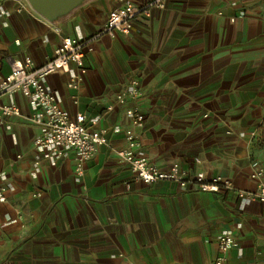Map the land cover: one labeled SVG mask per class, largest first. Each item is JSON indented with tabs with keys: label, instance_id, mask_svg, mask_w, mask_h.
I'll return each mask as SVG.
<instances>
[{
	"label": "crops",
	"instance_id": "1",
	"mask_svg": "<svg viewBox=\"0 0 264 264\" xmlns=\"http://www.w3.org/2000/svg\"><path fill=\"white\" fill-rule=\"evenodd\" d=\"M143 4L149 0H132ZM121 0H96L55 26L26 0H0V75L12 61L36 66L64 37L98 33ZM264 0H167L129 33L103 35L86 52L88 72L69 83L73 62L46 78L62 108L104 129L107 145L76 172L72 150L38 151V107L21 93L5 95L19 115L0 129V264H212L223 234L236 237L228 264H264V204L242 200L255 190V161L264 160ZM138 79L143 95L117 96ZM76 101V102H75ZM145 115L142 150L161 170L175 162L189 180L229 178L234 189L203 191L195 182L147 184L120 162L126 114ZM39 164H36V162Z\"/></svg>",
	"mask_w": 264,
	"mask_h": 264
},
{
	"label": "built area",
	"instance_id": "2",
	"mask_svg": "<svg viewBox=\"0 0 264 264\" xmlns=\"http://www.w3.org/2000/svg\"><path fill=\"white\" fill-rule=\"evenodd\" d=\"M122 5L113 9L102 29L87 39L64 37L55 48L53 57L44 64L36 66L31 59L13 60L11 70L6 75H0V129L4 120L12 115H19L20 110L14 104H3L1 98L5 95L18 93L31 98L38 107L30 120L42 128L41 134L35 138L34 147L38 151H48L63 156L67 150L76 154V172L82 175L84 165L98 151L107 145L105 130H93L95 121L87 122L84 115L73 118L69 111L62 108L57 96L48 89L45 80L49 76L65 70L73 62L78 73L73 76L69 87L78 88V80L88 72L85 65V55L90 51L91 44L103 35L115 36L117 33H129L137 16L149 17L154 8H164L167 0H149L143 4H135L132 0H121ZM264 17V9H263ZM143 95L138 79H133L129 89L117 96L120 104H128ZM76 102V101H75ZM126 114L130 119L125 129V145L116 149L121 163L127 165L136 178L147 184L161 181L177 182L183 188L195 182L203 191L218 192L222 189H234L233 182L226 177L216 176L207 179L203 173L189 180L187 173L175 162L168 170H161L153 164L142 150L140 130L144 127L145 115L136 106H129ZM36 164H39L37 161ZM1 178V174H0ZM250 178L256 181L255 190H237L242 200L259 201L264 204V160L255 161ZM8 201L7 188L0 182V204ZM236 243V237L223 234L219 240L220 255L212 264H228V253Z\"/></svg>",
	"mask_w": 264,
	"mask_h": 264
},
{
	"label": "water",
	"instance_id": "3",
	"mask_svg": "<svg viewBox=\"0 0 264 264\" xmlns=\"http://www.w3.org/2000/svg\"><path fill=\"white\" fill-rule=\"evenodd\" d=\"M30 7L51 24L68 22L85 6L96 0H26Z\"/></svg>",
	"mask_w": 264,
	"mask_h": 264
},
{
	"label": "trees",
	"instance_id": "4",
	"mask_svg": "<svg viewBox=\"0 0 264 264\" xmlns=\"http://www.w3.org/2000/svg\"><path fill=\"white\" fill-rule=\"evenodd\" d=\"M259 137L262 140V142L264 141V121L261 124V126L259 127Z\"/></svg>",
	"mask_w": 264,
	"mask_h": 264
}]
</instances>
